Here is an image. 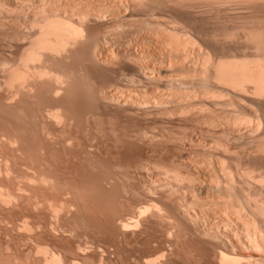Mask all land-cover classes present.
Wrapping results in <instances>:
<instances>
[{
  "label": "bare ground",
  "instance_id": "1",
  "mask_svg": "<svg viewBox=\"0 0 264 264\" xmlns=\"http://www.w3.org/2000/svg\"><path fill=\"white\" fill-rule=\"evenodd\" d=\"M261 1L264 0H0V231L4 229L6 234L0 233L5 234L8 239L5 240L8 242L5 243V247L0 245L3 246L0 248V264H102L109 258L105 257V251L109 248L107 246L110 242L104 243L105 246L101 247L99 241L94 243L95 245L93 241L89 244L87 238L84 237L86 242L80 236L85 243L82 244L80 238L77 239L78 227L81 226L83 229L85 225V214H91V217L92 215L104 217L103 223H106V226L113 225L117 234L119 232L122 235L126 233L131 235L139 230L138 218H141L143 213L145 216L148 208L144 207L141 210L137 206L141 215L138 218L136 216L137 219L128 217L132 219L131 221L126 219L128 222L122 220L120 215L122 219H115L113 216L114 219L107 218L108 213L106 214L105 210L108 209L109 205L106 203L108 201L102 202L99 199L102 204H107L104 205L105 209L95 201L97 196L95 197L94 187L84 182L79 171L85 163L92 164L94 159L91 157V148L94 147L93 142L98 141V137L97 140L93 136L92 139L89 138L90 134L87 135L89 132L86 130L87 138L83 135L82 137L86 138L83 140L70 130L82 126L83 122L84 126L90 128L89 122L95 123V116L99 114L106 117H114L116 115L114 112L121 116L147 117L152 114V116L189 114L193 116L192 118L206 116L209 126L217 123L222 125L221 135L213 136L214 132L211 134V141L218 149L221 148L223 152L230 149L228 143L221 141V138L228 134V140L229 133L233 132L236 136H231L232 138L238 139V135L241 137L246 135V140L242 141L244 137L241 139L243 142L241 149L246 150L248 156L259 155L264 159V115L262 120L261 115H256L258 120L254 122L250 114L247 116L246 112H242V108L239 111L235 107L234 110L238 111L234 113L230 107L229 110L233 113L229 112L230 115L227 116L225 113L221 115V112H226L221 109V112L216 113V109L213 108L215 113L211 109L212 113L208 106L207 113L202 109L203 113L199 116L196 110L200 109L190 100L196 91L201 97L202 94H209L210 97H215L213 99H217L216 97L227 95L226 92L229 90L225 91V88L228 87L238 94L242 93L244 97L246 94V97L260 101L255 102L257 105L264 104V21L255 24L257 21L252 20L248 25L234 30L215 28L202 31L196 29L193 24L195 19L219 16L222 11L230 9V6H252ZM188 17L194 18L193 22ZM233 51L236 56L230 55ZM237 52H240L243 59H239ZM158 65L164 68L161 69ZM98 69H101L100 73L108 72L110 79L108 81L99 79ZM182 71L186 72L181 73ZM142 79H145V83ZM210 83H215L217 88L219 86V94L216 93L218 89L215 87L213 88L216 90L213 91ZM216 104L219 105L220 102ZM95 125L92 124V127L99 135L100 130L103 132L101 129L103 126L97 131ZM141 130L134 133L138 137L137 140L151 142L158 137L157 133ZM102 136L104 138L105 134ZM156 140L155 142H158ZM208 154L206 153V156ZM193 159H190V162ZM201 162L210 163L206 158ZM97 163L99 164L98 160ZM156 165H152L153 168L143 167L150 177L142 174L141 188L152 187L153 184L148 187L145 184L150 181L157 182L158 179L154 178L156 174L163 175L161 176L163 183L157 184L158 188L160 185L159 190L162 193L157 203L161 200L159 203L166 206L167 203L164 204L162 197L168 199L167 202L173 211L188 224L192 233L197 232L214 244L211 248L207 246L210 252L207 257L204 256L206 260L203 259V263L264 264V171L252 170L253 166H250L252 169L245 166L246 169L243 170L237 163L236 169L240 168L242 172H238L240 169L236 172L244 177L241 176L242 179H239L242 185L239 180L240 187H235L233 183L237 173L235 175L232 169L231 174L225 171V174H221L226 176L224 184L216 182L207 185V188H211L215 193L207 198L203 191H199L198 185L193 183L194 180L199 181V178L189 168L190 164L179 161L174 166ZM232 174L235 175L233 179ZM105 175L104 179L101 176L100 181H105L106 184L103 182L101 188L109 190L114 177ZM217 178L219 179V175ZM95 187L100 188L97 185ZM182 188L188 191L183 193ZM150 189L148 188V193ZM134 190L130 189L132 193ZM134 195L136 197V194ZM156 206L158 208L159 205ZM162 207L160 206L161 209L164 208ZM157 208L153 207L156 213L160 209L157 211ZM167 214L166 212L165 215ZM167 216L164 218L167 219ZM171 216L168 218L171 219ZM164 218L162 216V219ZM176 220L174 222L169 220L174 223V226L171 224L170 227L166 225L169 221L163 222L166 226L163 224V229L160 230L167 245L160 241L162 238L150 240L152 243L147 241L148 245L145 244L142 250L139 249L140 252L138 248H134L138 252L135 260L137 258L142 264H167L170 261L171 250L175 259L179 257L185 262L188 261L187 264H196L194 261L190 263L194 259H191L193 255L191 249L188 251L184 248L183 239L186 235L182 231L184 229L186 231L187 227L184 225L182 227L181 224V231L180 226H175ZM179 223L182 222H178V225ZM86 225L85 228L90 229V226ZM91 225L93 227V221ZM140 233L141 231L138 232L139 236ZM67 235L74 237L72 241L77 239L73 246L68 248L65 247L66 244L64 247L62 244L59 246L57 240L66 238ZM97 239L99 240L98 237ZM133 262L135 263L134 260Z\"/></svg>",
  "mask_w": 264,
  "mask_h": 264
},
{
  "label": "rangeland",
  "instance_id": "2",
  "mask_svg": "<svg viewBox=\"0 0 264 264\" xmlns=\"http://www.w3.org/2000/svg\"><path fill=\"white\" fill-rule=\"evenodd\" d=\"M264 1H261V3L260 2H256V4H253L252 6H244V5H240V6H238V5H233L235 8H233V6L231 7H229L230 9H226V10H224V11H222L221 12V14L219 15V16H213V15H211V16H209V17H206L205 19H203V20H199V19H195L194 20V18L192 19V17H188V19H191V22H193V20H194V23L193 24H195L194 25V27L196 28V29H201L202 31H209V30H211V29H215V28H226L227 30H234V29H237V28H240V26H246V25H248V23L249 22H251L252 20L253 21H257V22H255V24H259V23H261L262 21H264V3H263ZM190 21V20H189ZM198 27V28H197ZM232 47H234V46H232ZM232 51V50H231ZM234 52L235 51H233V53H231L230 52V55L232 56L233 54H234ZM238 53V52H237ZM229 55V56H230ZM230 56V57H231ZM234 56H236V53L234 54ZM237 56H239V59L240 58H242L243 59V57H241V55H240V52L237 54ZM237 59H238V57H236ZM160 65H162V64H160ZM164 65V64H163ZM158 67H160L161 69H163L164 68V66H159L158 65ZM101 70V69H100ZM99 69H98V72H99V79H103V81H108L109 79H110V76H108V72H106V71H104V72H102V73H100L101 71H100ZM183 72H186V71H182L181 73H183ZM101 74V75H100ZM102 74L104 75V76H102ZM167 74V73H166ZM110 75V74H109ZM102 77V78H101ZM105 79V80H104ZM143 80V82L145 83V79H142ZM142 82V81H141ZM141 82L139 83V85H141ZM142 82V84H144ZM211 84V86H212V89H213V91L214 90H216V89H218L219 88V86H218V88L216 87V84L215 83H210ZM213 84V85H212ZM215 84V85H214ZM213 87H215V88H213ZM228 91V92H226L227 93V95H224V94H222V95H224V96H220V97H216L217 99H213V97L214 96H211L210 97V95L209 94H205V95H203L202 94V97H201V95L200 94H198V92L196 91V93H193V94H195V96H193V97H191L190 98V100H191V102L196 106V107H198L200 110H206L205 111V113H207V107L210 109V111H211V109H212V111L214 112V109H216L215 111H216V113H219V111L221 112V110L222 111H226V112H221V115L223 114V113H225V115H227V116H229L230 115V113L229 112H231V110H234V108L235 109H238L239 111H241L240 109L242 108V112H246L245 114H247V116H248V114H250L249 116L251 117V119L254 121V122H256L258 119H257V116L256 115H261V117H260V120H262V116L264 115V104H260V105H257L255 102H260V101H255L254 99H251L250 97L248 98V97H246V94H245V97L242 95V93L240 94V97H239V94H238V92L237 91H235V90H233V89H228V87L227 88H225V91ZM219 89H218V92L216 91V93H218L219 94ZM236 92V93H235ZM235 93V94H234ZM207 95H209V96H207ZM238 95V96H237ZM243 96V97H242ZM248 96V95H247ZM215 98V97H214ZM222 98V99H221ZM226 98H227V100H226ZM245 99V100H250L251 102L248 104L245 100H243V99ZM241 99V100H240ZM231 100V101H230ZM254 100V101H253ZM201 101V102H200ZM214 101V102H213ZM226 101V102H225ZM211 102H212V104H214V105H212L211 104ZM217 102H220V104L218 105V104H216ZM225 102V104H223V103ZM230 102H232V103H230ZM253 102V103H252ZM201 103V104H200ZM204 103V104H203ZM238 103V104H237ZM197 104L200 106H197ZM224 105V107H223V105ZM227 104V105H226ZM228 104H229V106H228ZM236 106H235V105ZM222 105V106H221ZM226 105V106H225ZM234 105V107H232V106ZM237 105H238V107H237ZM240 105H242V107L240 106ZM205 107V109L203 108V107ZM213 106V107H212ZM216 106V107H215ZM218 106H219V110H217V108H218ZM228 106V107H227ZM202 107V108H201ZM227 107V108H226ZM230 107H231V110H229L230 109ZM240 107V108H239ZM214 108V109H213ZM221 109V110H220ZM225 109V110H224ZM200 110L198 111V110H196V112H198L199 114V116H200V114L201 113H203V110L200 112ZM229 110V111H228ZM237 110V111H238ZM211 111V112H212ZM236 110H234V113L235 112H237ZM211 112H209V114H211ZM212 112V113H213ZM262 112V113H261ZM153 112H151V114H152ZM205 113H204V115H205ZM215 113V112H214ZM231 113H233V112H231ZM114 114H116V115H114V117H112V116H105V115H100L99 114V116H95L96 118H95V123H94V121L91 123V122H89V124H90V128H89V126H87V125H83L84 124V122L82 123V126H84V127H86V128H84V127H82V126H79L78 128H74L73 127V129L71 128V133H73V134H78V136L80 137V138H82L83 140H85L87 137H86V134L85 133H87V132H89V133H87V135L88 134H90L89 135V138L91 137V136H93V137H95L94 139L95 140H97V137H98V141H95V142H93V145H94V147L93 148H91L93 151H95L94 153H93V151L91 150V154L93 155H91V157L94 159L93 161H92V164L94 165V167H93V165L90 163V165H86V163L83 165V166H81V167H83V168H79V171L81 172V175H82V177H83V180H84V182L85 183H88V184H91L93 187H94V191L96 192V194H95V192H93V195L95 194V201H97V202H99L100 203V205H101V207H103L104 209H105V207L106 206H104L106 203L110 206V208H109V206H107V208L108 209H106L105 210V212H106V214L108 215H106L107 216V218H110L111 217V219H114V218H112V216L113 217H115V219H117V218H119V219H122V220H125V221H127L128 219H129V221H131L132 219L131 218H135V219H137L141 214H139L140 212H139V210H138V208L140 209L141 208V210H143L144 209V207L145 208H148V210H149V214L151 215V217H150V215H148V213H147V211L145 212V216L142 214V216H141V218H143V219H141L140 217L138 218V222L141 224V227H140V224L138 225V227H139V230H137L134 234H131L130 235V233H126V234H120L119 232H118V234H117V230H115V228H114V226L112 225L111 226V224H109V225H107L106 226V223H103L104 222V220H103V218L104 217H96V220H95V217L92 215V217H91V214H85L84 215V222H85V225H86V222H87V224L90 226V229H89V227H86L87 228V230H85L86 228H85V225H84V228L82 229V227L81 226H79V227H81V228H79L78 227V229H79V231H77V239H79L80 238V240H78V241H80L82 244H85L84 243V240H85V238H87V243H89V244H94V243H96V242H98V244H99V246H105L104 245V243H107L108 241L110 242V244H108V246L107 247H109V248H107V250L108 251H113V253H110L111 255H113V256H111L110 254H109V252L106 250L105 251V253L107 254H105V257L107 256V257H109V258H107L106 260L107 261H105L107 264H123V262H124V264H131V263H133V264H137L138 262H140V264H142L141 263V261H138L137 260V258H136V260H135V256H137L138 255V252H140L139 251V249H141L143 246L145 247V244L146 245H148L147 243L148 242H151L152 243V241H150V240H156V239H158V240H160L161 238V240L160 241H162V243H164V240H163V238H165L164 237V235H162V233H161V231L160 230H162L163 229V224H164V226H166V225H168L167 227H170V225L171 224H173V226H174V223H171V221H169V220H172L173 222H174V220H180V221H177L176 220V224H175V226H177V227H179L180 229L183 227V225L185 226V227H187L186 228V231H185V229L182 231V229H181V231L183 232V233H185V235L187 236H184V238L185 239H183L184 240V248L186 249V250H188V251H190V249H191V253L193 254L192 256H191V259L192 258H194V259H190L189 258V260H191L190 261V263H196V264H204L203 263V259L204 260H206L205 258L207 257V255L209 254V252H210V248H211V246H213L214 244L213 243H211V241H209L206 237H203V236H200V235H198V233L196 232L195 234L194 233H192L190 230H189V226H188V224L183 220V219H181V217L180 216H178L177 214H176V212L175 211H173V209H172V207H171V205H170V203H168L167 202V200H165L166 198L165 197H162V201H164V204L165 203H167V205L165 206H163L162 205V203H159V202H161V200H159V202L157 203V201H158V198H160V196L162 195V193H161V190H159L160 189V185H158L159 186V188L157 187V184H158V182H159V184L160 183H163V181H162V177H163V175H160V174H156V176L154 177V178H156V179H158L157 180V182H155V183H153L152 181H150L149 183H146L145 185L148 187L149 185L150 186H152V184H153V188L155 189H153L152 187H148L150 190H149V192L150 193H148V188H141L142 186H141V180H142V178H141V176H142V174H145V175H147L146 177H150L149 176V174H147V172H145L144 170H143V167L144 168H146V167H148V168H153L154 166H152V165H156V164H158V165H156V166H164V167H168V166H174V165H177V162H184V163H188V165L190 164L191 166L189 167L191 170H192V172L194 173V174H196V177L197 178H199V181H197L196 182V180H194V184L195 185H198V189H199V191H203L204 192V196H205V194H206V196H207V198H210L209 196H211L214 192H213V190L211 189V188H207V185H213V184H215L216 182H220V183H222V184H224V182H226V178H224V177H226V176H223V175H221L222 173H224L225 171H229L230 172V174H231V169L234 171V174L236 175V173L239 175V177H238V175H234V174H232V179H233V176H235V178H234V182L233 183H235L234 185H235V187H240L238 184H239V181L242 179L241 178V176H240V171H241V169L240 168H242L243 170H244V168H245V166H247L246 168H248V167H252L253 166V168L254 169H252L251 167V169L252 170H255V171H258V169H260V170H262V171H264V159L262 158V157H259V155H249L248 156V154H247V151L245 150L244 151V149H241V148H243V147H241V146H243V142H241V139H243L242 137H244V139L242 140V141H244V140H246L247 138H246V135L245 136H237V137H239L238 139L240 140H238L237 138H232V137H235L236 136V133H235V135H234V133L232 132V133H229V135H230V137L232 138V141H233V143H232V141H231V138L229 137L228 138V140H227V136H228V134L227 135H225V137H223V138H221V141L222 140H224L223 142H227L228 143V146L230 147V149L228 150V151H225V152H223L224 150H222L221 148H219L218 149V147L216 146V145H214L213 143H212V139H211V134H213V132H214V135L213 136H218L219 134L221 135V130H222V128H220L221 126L219 125V123H217L218 125H219V127H218V125L217 124H213L212 125V127L211 126H209V124H208V122L206 121V116H205V118L204 117H195L194 116V118H192L193 116H190L189 114H180L179 116H155V114H154V116H149V115H147V117H145V116H121L119 113V115H117V112H114ZM197 114H196V116H198ZM203 115V114H202ZM185 116V117H184ZM110 117H112V118H110ZM127 117V118H126ZM99 118V119H98ZM108 118V119H107ZM130 118V119H129ZM199 118V119H198ZM201 118V119H200ZM204 118V119H203ZM96 119H98V120H96ZM107 119V120H106ZM190 119V120H189ZM193 119V120H192ZM203 119V120H202ZM94 120V119H93ZM109 120V121H108ZM193 122H192V121ZM97 121V122H96ZM195 121V122H194ZM126 124H125V123ZM200 122V123H199ZM207 122V123H206ZM110 123V124H109ZM92 124H93V126L95 125V129L98 131V129H100V127L101 126H103V127H101V129L103 130V132L100 130L99 132L100 133H102V134H100L99 132V135L97 134V132L96 131H94V129H93V127H92ZM100 124V125H99ZM103 124V125H102ZM125 124V125H124ZM195 124V125H194ZM109 125V126H108ZM124 125V126H123ZM75 127H76V125H75ZM105 127V128H104ZM163 127V128H162ZM79 128L81 129L82 128V130H79ZM89 128V129H88ZM153 129V131H152V129ZM75 129H77V130H79V131H77V130H75ZM85 129V130H84ZM105 129V130H104ZM113 129V130H112ZM145 130V131H147L148 133H152V134H156L157 133V138H154L151 142H145V141H141L140 139H138L137 140V136L135 135L136 133H138V131L139 130ZM162 129H163V131H162ZM165 129V130H164ZM223 129H225L224 127H223ZM86 130H88L87 132H85ZM93 130V131H92ZM112 130V131H111ZM141 130V131H142ZM143 130V131H144ZM149 130H151V131H149ZM81 131V132H80ZM82 131H83V133H82ZM90 131L93 133H90ZM110 132V134H109V132ZM115 131V132H114ZM140 132V131H139ZM161 132V133H160ZM163 132V133H162ZM168 134H167V133ZM209 132V133H208ZM81 133V134H80ZM115 134L114 136L112 135V134ZM127 135H126V134ZM130 133V134H129ZM135 133V134H134ZM171 133V134H170ZM103 134H105V136L107 137H105L104 136V138H103ZM163 134V135H162ZM210 134V135H209ZM84 135V136H83ZM96 135V136H95ZM98 135V136H97ZM100 135H101V137H100ZM108 135V136H107ZM133 135V136H132ZM173 135V136H172ZM86 137L85 139L83 138V137ZM110 136V137H109ZM117 136V137H116ZM129 136V137H128ZM135 136V137H134ZM93 137H91V139L93 138ZM112 137H114V138H112ZM116 137V138H115ZM130 137H132V139L130 138ZM163 137H165V138H163ZM99 138H101L100 139V141H99ZM109 138V139H108ZM118 138V139H117ZM136 138V139H135ZM162 138V139H161ZM94 139H93V141H94ZM120 139V140H119ZM157 139V140H156ZM161 139V140H160ZM163 139H165V140H163ZM181 139V140H180ZM183 139V140H182ZM236 139V140H235ZM104 140V141H103ZM108 140V141H107ZM114 140H115V142H116V140H117V143H115L114 142ZM133 140V141H132ZM135 140V141H134ZM155 140L156 141H158V142H155ZM160 140V141H159ZM184 140H186V141H184ZM189 140V141H188ZM231 142H230V141ZM111 141V142H110ZM162 141V142H161ZM178 141V142H177ZM180 141V142H179ZM210 141V142H209ZM229 141V142H228ZM238 141V142H237ZM103 142V143H102ZM139 142H140V144H139ZM141 142H142V144H141ZM241 142V143H240ZM105 143V144H104ZM113 143V144H112ZM115 143V144H114ZM124 143H127V144H124ZM150 143H152V144H150ZM212 143V144H211ZM235 143V144H234ZM193 144V145H192ZM235 146H234V145ZM102 145V146H101ZM104 145V146H103ZM106 145V146H105ZM116 147H115V146ZM151 145V146H150ZM184 145V146H183ZM210 145H211V148H210ZM98 146V147H97ZM101 146V147H100ZM158 146V147H157ZM233 146V147H232ZM239 146V147H238ZM184 147V148H183ZM192 147V148H191ZM207 147V148H206ZM217 147V148H216ZM96 148H98L97 150H96ZM101 150H100V149ZM104 148V149H103ZM107 148V149H106ZM210 148V149H209ZM238 148V149H237ZM114 149V150H113ZM212 149V150H211ZM235 149H237V150H235ZM189 150H192V151H189ZM195 150H196V152H195ZM204 150L206 151L205 153H204ZM210 150V151H209ZM222 150V151H221ZM240 150V151H239ZM99 151V152H98ZM107 151H108V153H107ZM233 151V152H232ZM244 151V152H243ZM101 152V153H100ZM104 152H106L105 154H103ZM183 152H186V154L184 153L183 154ZM189 152V153H188ZM242 152V153H241ZM97 153V154H96ZM98 153H99V156H98ZM110 153V154H109ZM192 153V154H191ZM206 153L208 154V156H211L210 158L208 157V156H206ZM211 153H213V154H211ZM237 153V154H236ZM145 154V155H144ZM147 154V155H146ZM149 154V155H148ZM189 154V155H188ZM194 154H196V155H194ZM216 156H215V155ZM236 154V155H235ZM100 155H102V156H100ZM108 155V156H107ZM115 155V156H114ZM118 155V156H117ZM180 155V156H179ZM185 155H187V156H185ZM199 155V156H198ZM214 155V156H213ZM241 155V156H240ZM246 155V156H245ZM96 156V157H95ZM106 156V157H105ZM113 156V157H112ZM197 157V159H196V157ZM237 156H238V158H237ZM97 157H99V159L97 158ZM102 157V158H101ZM115 157V158H114ZM182 157V158H181ZM254 157V158H253ZM258 157V158H257ZM91 158V159H92ZM101 158V159H100ZM103 158H105V159H103ZM177 158H179V159H177ZM187 159V160H185V159ZM193 158H195V160L193 159ZM205 158L207 159V160H209L210 161V163L208 162V163H204V162H201L202 160H205ZM243 158V159H242ZM260 158V159H259ZM113 159V160H112ZM140 159H142V160H140ZM184 159V160H183ZM190 159H193V161L192 162H190ZM212 159L214 160V162L216 163H212ZM236 159H237V161H236ZM253 159V160H252ZM254 159H255V161H254ZM263 159V160H262ZM97 160H98V162H99V164L97 163ZM136 160V161H135ZM138 160V161H137ZM140 160V161H139ZM172 160V161H171ZM176 160V161H175ZM217 160V161H216ZM108 161V162H107ZM144 161V162H143ZM175 161V162H174ZM195 161V162H194ZM198 161V162H197ZM201 163H200V162ZM219 161V162H218ZM240 161V162H239ZM250 161V162H249ZM261 161V162H260ZM118 164H117V163ZM128 162V163H127ZM150 162H151V164H150ZM154 162L156 163V164H154ZM190 162V163H189ZM235 164H234V163ZM101 163V164H100ZM104 163V164H103ZM111 163V164H110ZM136 163V164H135ZM148 163V164H147ZM160 163H162V164H160ZM165 163V164H164ZM167 163H169L168 165H166ZM221 163V164H220ZM238 163V165H236ZM243 163V164H242ZM249 163V164H248ZM255 163H256V165H255ZM99 166H98V165ZM116 165V166H114L113 167V165ZM135 165V167H134V165ZM138 164H140V165H138ZM143 164H145V165H143ZM171 164V165H170ZM205 164H207V165H205ZM210 164V165H209ZM213 164V165H212ZM263 164V165H262ZM103 165V166H102ZM142 165H143V167H142ZM147 165V166H146ZM149 165V166H148ZM166 165V166H165ZM214 165H215V167H214ZM242 165V166H241ZM93 167V168H91V167ZM95 166H97V167H95ZM119 166H121L120 168H122L121 170L119 169ZM124 166V167H123ZM128 166H129V168H128ZM137 166H139V168H137ZM151 166V167H150ZM208 166V167H207ZM221 166V167H220ZM240 167L238 170L236 169V167ZM102 167H104L103 169H102ZM132 167V168H131ZM140 167H142L141 169H140ZM193 167V168H192ZM237 167V168H238ZM89 170H88V169ZM95 168V169H94ZM105 168H106V170H105ZM112 168V169H111ZM123 168H124V170H123ZM212 168V169H211ZM223 168V169H222ZM234 168V169H233ZM245 168V169H246ZM250 168H248V169H250ZM83 169V170H82ZM85 169V170H84ZM94 169V170H93ZM96 169H98V170H96ZM120 171H118V170ZM127 169H130V170H127ZM194 169V170H193ZM73 169H71V171H72ZM102 170V171H101ZM135 170H137V171H135ZM141 170V171H140ZM196 170V171H195ZM212 170H214L216 173H214L213 174V172L214 171H212ZM70 171V170H69ZM97 171V172H96ZM103 171H105L104 173H103ZM109 173H108V172ZM126 171H127V174H125L124 175V173H126ZM201 171V172H200ZM210 171H212V173L210 172ZM221 171H223V172H221ZM233 171H232V173H233ZM236 171H238V172H236ZM86 172V173H85ZM122 172V173H121ZM143 172V173H142ZM209 172L211 173V174H213L212 176H210L211 174H209ZM242 172V171H241ZM84 173V174H83ZM87 173H88V175H87ZM92 173H93V176H91L92 175ZM149 173V172H148ZM197 173H199V174H197ZM207 173V174H206ZM226 173V172H225ZM224 173V174H225ZM228 173V172H227ZM95 174L97 175L96 177H95ZM107 175L108 174V176H113L114 177V180L112 179V183L110 184V185H112V187L111 186H109V190L107 191V190H105L104 188H101V186L103 185V184H106L105 183V181H100V180H102V178L104 179L105 177H104V175ZM114 174V175H113ZM120 174H122V175H120ZM205 174V175H204ZM105 175V176H106ZM118 175H120V176H118ZM139 177H138V176ZM200 177H199V176ZM219 175V179L217 178V176ZM101 176H102V178H101ZM116 176V177H115ZM124 177V178H122V177ZM157 176L159 177V178H157ZM162 176V177H161ZM214 176V177H213ZM221 176V177H220ZM91 177V178H90ZM118 177V178H117ZM223 177V178H222ZM236 177H238V178H236ZM243 177V176H242ZM127 178V179H126ZM140 178V179H139ZM244 178V177H243ZM122 179V181H120ZM160 179H161V182H160ZM201 179V180H200ZM240 179V180H239ZM119 180V181H118ZM125 180H127V181H125ZM139 180V182H137ZM223 180H225L224 182H223ZM239 180V181H238ZM124 181V182H123ZM135 181V182H134ZM121 182V184H119ZM207 182V183H206ZM98 183V184H97ZM103 183V184H102ZM151 183V184H150ZM190 183V182H189ZM236 183H237V185H236ZM113 184H114V187H113ZM116 184V185H115ZM148 184V185H147ZM191 184V183H190ZM240 184H241V181H240ZM95 185H97L98 187H100L99 189L97 188V187H95ZM100 185V186H99ZM121 185V186H120ZM137 185L139 186V187H137ZM242 185V184H241ZM125 187V188H123V187ZM145 186V187H146ZM201 186V187H200ZM116 187V188H115ZM136 187V188H135ZM113 188V189H112ZM119 188H123V190L122 189H119ZM128 188V189H127ZM139 188H141V189H139ZM112 189V190H111ZM130 189L131 190H133V189H135L134 191H133V193L130 191ZM121 190L125 193V192H127V193H125V194H123V192H121ZM124 190H126V191H124ZM147 190V191H146ZM157 190V191H156ZM183 190V191H182ZM186 190L187 189H185V188H182L181 189V192H185L186 193ZM210 190V191H209ZM111 191V192H110ZM116 193H115V192ZM146 191V192H145ZM155 193H154V192ZM160 191V192H159ZM188 191V190H187ZM207 191H209V192H207ZM212 191V192H211ZM107 192H109V193H107ZM135 192V193H134ZM152 192V193H151ZM123 195H122V194ZM209 193V194H208ZM211 193V194H210ZM98 194V195H97ZM102 196H106V197H102V198H105V200L104 199H102L100 196L101 195ZM104 194V195H103ZM106 194H108V195H106ZM128 196H127V195ZM134 194H136V197H135V195ZM150 194V195H149ZM113 195L115 196V197H113ZM148 195H149V197H148ZM213 195H215V193L213 194ZM217 195V194H216ZM107 196H109V197H107ZM128 197V199H127V197ZM110 197L111 198H113V199H110ZM131 197V198H130ZM139 197V198H138ZM214 197V196H213ZM114 198H116V199H114ZM133 198H136V199H133ZM165 198V199H164ZM185 198H186V196H185ZM188 198V197H187ZM186 198V199H187ZM99 199H101L100 201H104V202H106V201H108V202H106V203H104V204H102V202H100L99 201ZM125 199V200H124ZM146 199V200H145ZM157 199V200H156ZM110 200V201H109ZM113 200V201H112ZM132 201V202H130V201ZM134 200V201H133ZM154 202H152V201ZM156 200V201H155ZM120 201V202H119ZM110 202V203H109ZM112 202H114L113 204H112ZM118 202V203H117ZM136 202V203H135ZM138 202H139V204H138ZM99 203H97V204H99ZM120 203V204H119ZM144 203V204H143ZM152 203V204H151ZM106 204V205H107ZM126 204H128V205H126ZM146 204H147V206H146ZM149 204H151L150 206H149ZM156 204H158L159 206H158V208H160V206L163 208V209H159V212H160V214H161V216H160V214H159V212L158 213H156V212H154L155 211V209H153V207H156L157 208V206H156ZM169 204V205H168ZM112 205H114L115 207H113ZM120 205V206H119ZM122 205V206H121ZM134 205V206H133ZM127 206V207H126ZM137 206H138V208H137ZM143 206V207H142ZM151 206H152V208H151ZM168 206V207H167ZM113 207V209H111ZM165 207H167V208H165ZM120 208V209H119ZM129 208V209H128ZM143 208V209H142ZM158 208H157V211H158ZM111 209V210H110ZM118 209V210H117ZM123 209V210H122ZM136 209V210H135ZM167 209V210H166ZM113 210V211H112ZM131 210V211H130ZM138 210V211H137ZM151 210V211H150ZM164 210H166V211H164ZM109 211H111V212H109ZM114 211H116L117 213L118 212H120L119 214H115L116 212H114ZM154 213H153V212ZM162 211H163V213H162ZM135 214H133V213ZM150 212H152V213H150ZM166 212L168 213L167 215L168 216H170V215H172V216H174L173 218H174V220L172 219V216H171V219H169L168 218V216L167 215H165L166 214ZM121 213H123V214H121ZM147 213V214H146ZM155 213L157 214V216H155ZM115 214V215H114ZM137 214V215H136ZM159 214V215H158ZM162 214H164V215H162ZM170 214V215H169ZM90 217H89V216ZM119 215H120V217H122V218H120L119 217ZM132 215H134V216H132ZM87 216V217H86ZM105 216V217H106ZM136 216H137V218H136ZM159 216L161 217L160 219H159ZM162 216H163V218H164V216L166 217L167 216V219L166 218H164V219H162ZM124 217H125V219H124ZM127 217V218H126ZM128 217H131V218H128ZM146 219H145V218ZM91 218V219H90ZM94 220H93V219ZM158 218V219H157ZM90 219V220H89ZM98 219V220H97ZM127 219V220H126ZM131 219V220H130ZM142 221H141V220ZM89 220V221H88ZM93 221V227H92V225H91V222ZM156 222H155V221ZM163 220V221H162ZM165 220V221H164ZM96 221H97V223H96ZM141 221V222H140ZM168 222V223H166V225H165V223H163V222ZM83 222V223H84ZM90 222V223H89ZM128 222V221H127ZM178 222H182V223H179L180 225H178ZM186 224H185V223ZM131 223V222H130ZM151 223V224H150ZM149 224V225H148ZM181 224H182V227H181ZM82 225V224H81ZM82 225V226H83ZM88 225H86V226H88ZM95 225V226H94ZM98 227H97V226ZM102 225V226H101ZM131 225H132V223H131ZM172 226V225H171ZM110 227H112V229L110 228ZM134 227V226H133ZM91 228H92V230H91ZM114 228V229H113ZM165 228V227H164ZM82 229V230H81ZM96 229V230H95ZM97 229H99L100 231L98 232V230ZM104 229V230H103ZM105 229H106V231H105ZM131 229V228H130ZM134 229V228H133ZM2 230V229H1ZM103 230V231H102ZM111 232H109V231ZM114 230V231H113ZM149 230V231H148ZM90 231V232H89ZM108 231V232H107ZM141 231V233H140V236H139V234H138V232H140ZM185 231V232H184ZM0 232H4V229L2 230V231H0ZM89 232V233H88ZM95 232H97V233H95ZM105 233V234H103V233ZM107 232V233H106ZM5 233V232H4ZM88 233V234H87ZM91 233V234H90ZM101 233V234H100ZM109 233V234H108ZM116 233V234H115ZM6 234V233H5ZM5 234H3V233H0V245H4V247H5V243H8V242H6L5 240H8V239H6V235ZM83 234L85 235V236H83ZM93 234V235H92ZM98 234V235H97ZM103 234V235H102ZM5 235V236H4ZM102 235V236H101ZM109 235V236H108ZM112 237H111V236ZM117 236V237H114V236ZM126 235V237H124ZM134 235V236H133ZM161 235V236H160ZM80 236H82L83 238H84V240H82L83 238L82 237H80ZM101 236V237H100ZM143 237V239H142V237ZM191 236H193V237H191ZM200 236V237H199ZM68 237V238H67ZM67 237L65 238H60V240H57V244L60 246L61 244V246H63L64 247V245H65V247L66 248H68V246H73V243H75L74 241H76L75 239H74V241H72L73 239L72 238H74V237H70V235L68 236L67 235ZM97 237L99 238V240L97 239ZM131 237V238H130ZM147 237V238H146ZM160 237V238H159ZM76 238V237H75ZM82 238V239H81ZM91 238V239H90ZM94 238V239H93ZM106 238H108L107 240H106ZM111 238H113V240L111 239ZM127 240H126V239ZM134 238V239H133ZM153 238V239H152ZM190 238V239H189ZM68 239V240H67ZM93 239V240H92ZM115 239V240H114ZM120 239V240H119ZM130 241H129V240ZM131 239H133V240H131ZM147 239V240H146ZM149 239V240H148ZM197 239V240H196ZM201 239V240H200ZM63 240L65 241V242H63ZM126 240V241H125ZM5 241V242H4ZM60 241V242H59ZM93 241V242H92ZM126 244H124L123 242ZM134 241H136V242H134ZM148 241V242H147ZM188 241V242H187ZM62 242V243H61ZM92 242V243H91ZM108 242V243H109ZM142 244H141V243ZM145 242V243H144ZM147 242V243H146ZM119 243H120V245H119ZM131 243H132V245H131ZM135 243V244H134ZM137 243V244H136ZM140 243V244H139ZM197 243V244H196ZM89 244H87V245H89ZM134 244V245H133ZM164 244H166V243H164ZM203 244V245H202ZM207 244V245H206ZM95 245V244H94ZM109 245H112V246H109ZM117 247H116V246ZM130 245H131V247H130ZM136 245H138L137 247H136ZM167 245V244H166ZM166 245H164V246H166ZM186 245V246H185ZM206 245V246H205ZM101 246V247H102ZM149 246H150V244H149ZM191 247V248H188V247ZM196 246V247H195ZM202 246V247H201ZM207 246H209L210 248H208ZM115 247V248H114ZM140 247V248H139ZM0 248H3V246H0ZM134 248H138V252L134 249ZM193 248V249H192ZM200 248V249H199ZM116 249V250H115ZM128 249V250H127ZM209 249V250H208ZM118 250V251H117ZM142 250V249H141ZM193 250V251H192ZM116 252V254H115V252ZM123 251V252H122ZM128 252V254L126 253V252ZM137 253H136V252ZM206 251V252H205ZM133 252V253H132ZM170 252V253H169ZM169 254H171L170 256H169V260L170 261H168V263L167 264H185L186 262L187 263H189L188 261H186L185 262V260H182L183 258H176L175 259V256H174V254L172 255V251L171 250H169ZM196 252H198V253H196ZM205 252V253H204ZM120 253H123V254H120ZM203 253V254H202ZM114 254L116 255V256H114ZM120 254V255H119ZM127 254V255H126ZM134 254H136V255H133ZM109 255V256H108ZM111 256V257H110ZM125 256V257H124ZM132 256H133V258H132ZM204 256H206L205 258H204ZM118 257V258H117ZM111 258V259H110ZM131 260H129V259ZM202 258V259H201ZM135 261V263L133 262V260ZM178 259H180V261L178 260ZM199 260V261H198ZM200 260H202L201 262H200ZM113 261H116V263L115 262H113ZM130 261V262H129ZM138 261V262H137ZM194 261V262H193ZM105 262H103V263H105ZM120 262V263H119ZM102 263V264H103ZM105 263V264H106ZM186 263V264H187ZM139 264V263H138ZM206 264V263H205Z\"/></svg>",
  "mask_w": 264,
  "mask_h": 264
}]
</instances>
